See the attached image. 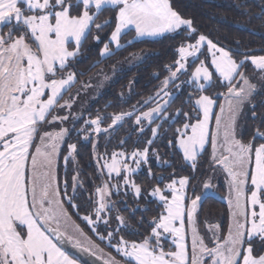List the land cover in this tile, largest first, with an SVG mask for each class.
I'll return each instance as SVG.
<instances>
[{"label": "snow or ice", "instance_id": "obj_1", "mask_svg": "<svg viewBox=\"0 0 264 264\" xmlns=\"http://www.w3.org/2000/svg\"><path fill=\"white\" fill-rule=\"evenodd\" d=\"M104 12L114 17V26L111 18L96 23ZM93 26L112 30L92 68L166 34L182 33L184 42L147 98L123 107L131 99L130 81L128 97L121 93L119 105H105L119 111L85 116L83 109L72 112L77 99L112 79L101 69L102 80L93 85V78L82 81L85 73L76 70L89 36L101 41ZM198 31L170 0H0V264H264V115L255 103L264 93V55L242 54ZM146 59L129 53V67ZM256 77L259 83H253ZM213 86L224 91L207 94ZM181 96L180 107L169 112ZM248 112L255 127L245 139ZM69 119L72 128L64 127ZM121 129L118 149L109 152ZM73 132L91 144L96 170L87 180L78 145L69 142ZM165 140L168 154L181 157L179 169L160 155L156 142ZM208 146V170L222 171L228 187L226 234L217 225H209L207 234L199 230L198 210L214 185L209 175L198 193L193 180ZM144 167L153 181L147 189L135 179ZM167 167L172 172L164 175ZM185 168L193 175L178 174ZM130 196L136 207L144 200L143 212L151 206L150 219L141 215L133 226L135 208L122 214Z\"/></svg>", "mask_w": 264, "mask_h": 264}, {"label": "trees", "instance_id": "obj_2", "mask_svg": "<svg viewBox=\"0 0 264 264\" xmlns=\"http://www.w3.org/2000/svg\"><path fill=\"white\" fill-rule=\"evenodd\" d=\"M170 3L174 10L178 11L183 17L194 21L195 27L199 30L198 34H204L213 42L229 49L238 50L242 54L264 55V14L261 12V9L264 8V0H170ZM110 18L113 19L114 26V17H112L109 12H104L97 19L96 23L102 24L106 19ZM111 30L112 27L108 26H106L104 30H97L93 26V34L100 35V33H103L104 37L101 38L100 43H97L91 36H89L88 41L84 44L82 55L80 56L76 67L78 72L85 73L80 77L82 81H87L101 69H109L116 63L124 61L128 58L129 53L145 52L148 59L138 67H133L126 72L119 73L116 76L115 81H113L99 97L90 103V107L85 112V115L91 113L95 116L98 111L101 114L119 111V107H109L105 109V105L109 102L113 105H119L121 93H123L124 97H128L130 81H135V83L131 85V99L128 104H124L123 107L127 108L131 104L136 103V101L147 98V96L159 84L160 80L164 78V75L166 74L164 71L165 65L173 64L176 59V48L184 42V35L182 33L168 35L157 40H145L121 51L110 59H105L97 67L92 68L91 66L100 59V48L103 46V42H106ZM132 36L133 32L130 33L123 42H126L127 39H131ZM243 58V55L237 57V59ZM248 70L251 71L252 69L249 68ZM154 74H158L159 79H154ZM76 87H79V84H77ZM182 99L183 96L179 97L169 109V112L174 113L176 108L180 107ZM262 101H264V93L257 95L255 98V103L257 105L256 111L260 115H264V108L260 107ZM185 110H187V108H185ZM80 123H82V121H79L76 127H79ZM175 127L176 125H173V131L175 130ZM254 127L255 124L251 120V112H248V123L245 125V139L249 138V134ZM124 131V129H121L115 134L114 138H112V142L107 145L109 152L113 149H118L119 141L122 138ZM171 135L172 132H168V136ZM134 137L135 136L132 138L133 140ZM69 142L77 143L78 145V164L83 171L82 178L87 180V178H89L96 170L95 162L91 159V144L85 143L82 140H77L74 132L71 134ZM105 143L106 141L102 137L99 149L101 152L104 151ZM166 143V140L163 142H156V146L160 149V155L164 159L169 160L177 169H179L181 166V157L170 156L166 148ZM131 146L132 141L130 140L125 147L130 150V148H132ZM143 146V144L139 145L141 148ZM66 147L67 145H64L63 149L66 150ZM207 156L208 151L202 155L199 161L200 167L194 174L195 176L206 168V160L203 161V159ZM151 167L156 175L161 174V168L157 166V162L154 158L151 160ZM57 168L59 181L62 187L66 170L63 156L59 158ZM67 170V179L70 183L73 174L70 164ZM170 172H172V168L167 167L164 170V175H167ZM178 174L193 175L190 168H185L182 173ZM135 179L136 182L142 184L145 189L153 183L148 177L147 168H143L142 171L137 173ZM196 179L193 180V183L196 182ZM216 190V193H221L222 195L225 193V189L222 185H219ZM215 194L206 198L198 210V225L201 228L205 223L209 225L217 224L219 225L220 230L226 234L229 225V208L225 199L221 196L219 197L218 194ZM139 204L140 207H136L133 198L130 196L128 200V208L124 209L122 213L127 217L129 213L132 212L133 208H135V214L132 217L133 226H135L134 221L141 215L144 216L145 220L150 219L152 215L151 206H149L148 212L142 211L144 205L143 199L140 200ZM113 224L115 223L113 222ZM129 238L136 239L137 237L129 236Z\"/></svg>", "mask_w": 264, "mask_h": 264}, {"label": "rangeland", "instance_id": "obj_3", "mask_svg": "<svg viewBox=\"0 0 264 264\" xmlns=\"http://www.w3.org/2000/svg\"><path fill=\"white\" fill-rule=\"evenodd\" d=\"M179 33V32H178ZM168 35H175V34H166V35H164L163 37H165V36H168ZM101 38H103L104 37V34L103 33H100V35H99ZM133 36H134V30H133ZM163 37H161V38H163ZM132 38V37H131ZM157 39H160V38H157ZM157 39H155V40H157ZM203 52H204V55L205 56H207V51H206V46L204 47V49H203ZM140 54H142V55H147L145 52H140ZM203 58V57H202ZM114 67H115V69H116V75L115 76H113V70H114ZM133 67H129V61H128V58L127 59H125L124 61H121V62H118V63H116L115 65H113L111 68H109V69H103V72L105 73V74H107L109 77H112V79H110V80H108V81H105L104 82V85H103V87H101V88H99L98 90H97V88H92V89H90L89 91H88V93H87V95H84V94H81L80 95V97L77 99V101H76V104H75V107L72 109V112H74V113H79V112H81V110L83 109V114L85 115V112L89 109V107H90V103L94 100V99H96L97 97H99L101 94H102V92L113 82V81H115V78H116V76L119 74V73H122V72H126V71H128V70H130V69H132ZM249 68H251V65H250V61L248 62V69ZM120 69H123V71H120ZM252 69V68H251ZM101 72V70H99L97 73H100ZM97 73L95 74V75H93L91 78H93L92 79V83H93V85H98L99 83H100V81L102 80V77H100V76H98L97 75ZM248 74L251 76L252 75V70L251 71H249L248 70ZM185 79V77L184 76H181L180 77V80H184ZM89 80V79H88ZM253 83H259V79H258V77H256V78H254L253 79ZM76 88H78V87H76ZM76 88L75 89H73L72 90V93H75V91H76ZM97 91H99V95H97ZM214 91H224V89H222V88H215V86H213V88H210L209 89V91H208V93L207 94H214ZM71 93H69V94H67L66 96H65V99H67L68 98V95H70ZM127 96V95H126ZM95 97V98H94ZM219 99H223V97H221V98H219ZM217 111H218V106H217V109H216ZM65 111H67V110H65ZM63 114V113H62ZM86 116V115H85ZM78 123V122H77ZM72 120L71 119H69L68 121H66L65 122V124H64V127H68V128H72ZM213 126H214V120H213ZM42 129H46V130H48V131H53V130H56V131H58L59 130V128H58V126L56 127V128H53L52 126H48V125H44L43 127H42ZM134 140H135V137H134ZM132 147V146H131ZM131 149V148H130ZM208 156L207 157H205L204 159H203V161H205L206 160V165H205V169H203L202 171H200L198 174H196V182L194 183V184H196V190H197V192L199 193L201 190H202V185H203V182H204V180L209 176V175H211L213 178H212V180H211V183L214 185V187L212 188V190H211V194H215L216 192H215V190H216V188L219 186V185H222L223 186V188H225L226 189V187H225V183H226V179H225V175H224V173L222 172V171H218V172H216V173H211L209 170H208V163H207V161L209 160V154H210V146H208ZM204 154V153H203ZM202 154V155H203ZM204 164V163H203ZM144 168H146V167H144ZM143 170V168L140 170V171H142ZM139 171V172H140ZM138 172V173H139ZM227 190V189H226ZM217 191V190H216ZM216 194H218L219 195V197L221 196L223 199H225V201H226V203H227V205H228V208H229V204H228V200H227V196H228V190L227 191H225V193L222 195L221 193V195L219 194V193H216ZM215 194V195H216ZM149 199H151V198H149ZM229 220H230V218H229ZM115 223V222H114ZM214 225H217V224H214ZM113 226H115V224H113ZM208 226H209V224H207V223H205L201 228L199 227V230H200V232L202 233V234H207L208 233ZM218 227H219V225H217ZM220 228V227H219ZM189 244H190V241H189ZM113 252H114V250H112Z\"/></svg>", "mask_w": 264, "mask_h": 264}, {"label": "flooded vegetation", "instance_id": "obj_4", "mask_svg": "<svg viewBox=\"0 0 264 264\" xmlns=\"http://www.w3.org/2000/svg\"><path fill=\"white\" fill-rule=\"evenodd\" d=\"M225 181H226V180H225ZM225 187H226V189L228 190L227 183H225ZM224 189H225V188H224ZM226 189H225V191H227ZM211 193H212V192H210V194H211ZM219 194H220V193H219ZM220 195H221V194H220ZM229 218H230V215H229Z\"/></svg>", "mask_w": 264, "mask_h": 264}, {"label": "water", "instance_id": "obj_5", "mask_svg": "<svg viewBox=\"0 0 264 264\" xmlns=\"http://www.w3.org/2000/svg\"><path fill=\"white\" fill-rule=\"evenodd\" d=\"M220 98H221V97H220ZM210 195H212V194H209V195H208L206 198H208ZM206 198H205V199H206ZM205 199H204V200H205ZM69 251H72V250H71V249H69Z\"/></svg>", "mask_w": 264, "mask_h": 264}]
</instances>
